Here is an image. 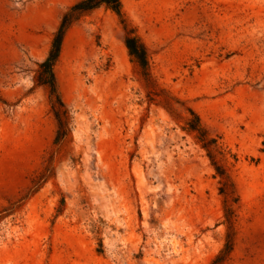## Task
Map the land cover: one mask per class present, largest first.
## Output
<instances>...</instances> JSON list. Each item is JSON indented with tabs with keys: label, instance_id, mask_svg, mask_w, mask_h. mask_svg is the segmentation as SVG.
<instances>
[{
	"label": "rangeland",
	"instance_id": "1",
	"mask_svg": "<svg viewBox=\"0 0 264 264\" xmlns=\"http://www.w3.org/2000/svg\"><path fill=\"white\" fill-rule=\"evenodd\" d=\"M79 1L0 0V264H264V0L85 12L53 92Z\"/></svg>",
	"mask_w": 264,
	"mask_h": 264
},
{
	"label": "trees",
	"instance_id": "2",
	"mask_svg": "<svg viewBox=\"0 0 264 264\" xmlns=\"http://www.w3.org/2000/svg\"><path fill=\"white\" fill-rule=\"evenodd\" d=\"M101 6H107L111 8L118 15L122 14L121 0H80L63 15L60 26L55 33L50 52L46 59L40 65L43 69V73L47 77L46 80H44L42 83L49 84L53 92L56 91L54 66L60 55L62 42L66 31L73 24V22L79 19V17L83 13ZM125 43L127 48L129 49L130 55L134 57L138 62H140L143 67H147V56L144 45L141 44L136 37L130 35L126 36ZM231 249L232 238L228 237L225 247L222 250V255L220 256H226L230 253Z\"/></svg>",
	"mask_w": 264,
	"mask_h": 264
}]
</instances>
